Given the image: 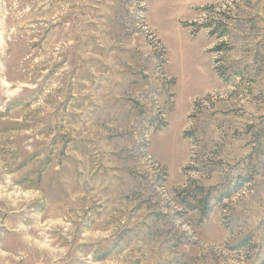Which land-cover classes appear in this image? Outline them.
Masks as SVG:
<instances>
[{
  "label": "rangeland",
  "instance_id": "rangeland-1",
  "mask_svg": "<svg viewBox=\"0 0 264 264\" xmlns=\"http://www.w3.org/2000/svg\"><path fill=\"white\" fill-rule=\"evenodd\" d=\"M0 264H264V0H0Z\"/></svg>",
  "mask_w": 264,
  "mask_h": 264
},
{
  "label": "crops",
  "instance_id": "crops-1",
  "mask_svg": "<svg viewBox=\"0 0 264 264\" xmlns=\"http://www.w3.org/2000/svg\"><path fill=\"white\" fill-rule=\"evenodd\" d=\"M201 47H202V46H201ZM201 47L199 46V48H198L199 53L201 52ZM167 52H168V51H167ZM167 55H168L167 72H168L169 76H171V77L173 78V80H174V82H175V85H174V93H175L176 106H177V105H178L177 94H178V90H179V88L177 89V87H178V85H179V79H178L179 71H178L177 68H175V66H174V61L172 60L171 56L169 55V52L167 53ZM209 62H210V61H209ZM206 90H207V88L203 87V88L201 89V91H200V90L197 91V94H194L193 96L189 97V101H190L192 98H194L195 96L201 95V93H204ZM177 109H178V108H177ZM186 111H187V109L183 112V114L180 115V117H177L176 110H175V113L170 117L169 122H168L166 128H165L163 131H161V132H159V133L157 134V135H159V138L164 139V138L168 137L169 135H171V134H170L171 131L174 130V133H173V134H175L176 137H177V139L180 140V139H179V134H180V131H181L182 126H183V124H184V118H185ZM162 142H163V144H165L164 141H162ZM122 143H123V142H122ZM124 143H125V142H124ZM181 143H182V142H181ZM153 156L157 159V161H159L161 164H163L167 170L169 169V168H168V165H167V162H166L165 159H161V158H159V157H157V156H155V155H153ZM183 159H184V144H182V159H181V162L183 161ZM181 162H180V163H181ZM178 165H179V164H178ZM178 165H177V166H178ZM176 169H177V167H176ZM168 172H169V170H168ZM167 177H168V180H169V179H170V175H169V173H168V176H167ZM180 180H181V179H180ZM180 180H179V182H180ZM179 182H177V183H179ZM169 183H170L169 185H170L171 187H172L173 185H177V183H171V182H169ZM174 187H175V186H174Z\"/></svg>",
  "mask_w": 264,
  "mask_h": 264
},
{
  "label": "trees",
  "instance_id": "trees-1",
  "mask_svg": "<svg viewBox=\"0 0 264 264\" xmlns=\"http://www.w3.org/2000/svg\"><path fill=\"white\" fill-rule=\"evenodd\" d=\"M215 25V24H214ZM209 26H211V23L210 24H208V27ZM214 33V30H212V33L211 34H213ZM223 33H221V34H218V37L220 38V37H223ZM214 53H217V54H220V53H222V51H223V45L222 44H220V45H218V46H216L215 48H214ZM219 61H216V63H218ZM215 71L216 72H218V74H219V76H221V78L223 77L221 74H220V68L219 67H216L215 68ZM226 81V80H225ZM142 147L144 148V149H148V142H144V143H142ZM160 172H161V176H160V178H164L165 177V175H166V173H165V170H163L162 168H160ZM164 179H162V181H163ZM191 184V183H190ZM194 186V185H193ZM236 191V190H235ZM203 189L202 188H197V191H196V193H197V196L195 195V196H193V194H188L189 193V191H188V189H186V190H183V191H180V192H176V194H177V198H181V197H187V198H191L193 201H194V205L195 206H190V205H188V204H186V202H184L185 201V199L184 198H182L181 199V203L183 204V205H187L191 210H194L195 212H197L198 213V223L199 224H201V223H203L204 221H206L208 218H209V215H210V213H211V211H212V206L209 204V194L207 193V194H205L204 196H203ZM229 196H230V193H229V195H227L225 198H229ZM181 215V214H180Z\"/></svg>",
  "mask_w": 264,
  "mask_h": 264
},
{
  "label": "built area",
  "instance_id": "built-area-1",
  "mask_svg": "<svg viewBox=\"0 0 264 264\" xmlns=\"http://www.w3.org/2000/svg\"><path fill=\"white\" fill-rule=\"evenodd\" d=\"M125 21H126V23H125V27L127 28V30L125 31L126 33H128V34H132V31H134L132 28H134V26H133V24H131L130 23V8H129V10H128V14H127V16H126V19H125ZM129 25V26H128ZM134 33V32H133ZM156 44L154 45V50H152L153 51V59H154V61H155V59H162V62H163V64H164V61H163V58H164V52L162 51V49L159 47V46H156ZM143 76H145V77H147V74L144 72L143 74H142ZM164 83V82H163ZM145 89V88H144ZM146 90V89H145ZM141 116L142 117H149V116H151L150 114H146L145 112H141ZM161 118H163V115H158L157 116V124H160V125H162V123L164 122V121H162L161 122ZM140 122V121H139ZM139 125H140V123H139ZM150 133H156V132H150ZM157 170H158V173L159 174H161V172H160V168L158 167V165H157ZM155 172H156V170H155Z\"/></svg>",
  "mask_w": 264,
  "mask_h": 264
},
{
  "label": "bare ground",
  "instance_id": "bare-ground-1",
  "mask_svg": "<svg viewBox=\"0 0 264 264\" xmlns=\"http://www.w3.org/2000/svg\"><path fill=\"white\" fill-rule=\"evenodd\" d=\"M134 17V16H133ZM135 19V18H134ZM131 20V19H130ZM136 20V19H135ZM138 21V19H137ZM162 61H160L161 63ZM154 97V96H153ZM141 128H143V131H140L141 134V143L148 141V134L156 129H159L160 124H157V116H149V117H143L142 122H140ZM159 125V126H158ZM147 138V139H146ZM139 144V143H138Z\"/></svg>",
  "mask_w": 264,
  "mask_h": 264
}]
</instances>
